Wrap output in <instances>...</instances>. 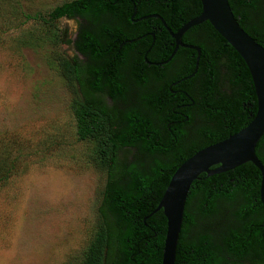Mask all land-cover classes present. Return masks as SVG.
Masks as SVG:
<instances>
[{
    "label": "trees",
    "instance_id": "trees-1",
    "mask_svg": "<svg viewBox=\"0 0 264 264\" xmlns=\"http://www.w3.org/2000/svg\"><path fill=\"white\" fill-rule=\"evenodd\" d=\"M133 8L135 16H151L132 23L129 17ZM188 12L187 0H64L47 10L32 12L24 11L19 0H0V31L33 21L38 25L36 33L31 35L27 30L33 43L41 33L50 43L69 42L55 22L59 18L79 22V33L73 40L77 55L58 58L56 66L78 89L70 104L75 140L88 144L87 159L104 171L105 179L97 224L76 264H161L165 219L160 209L153 210L170 174L185 158L162 156L171 145L159 138L150 115L136 102L120 104L124 90L116 75L124 70L121 43L135 37H142L147 45L153 40L159 47L167 46L163 57H168L173 39L166 27L175 31L193 16ZM123 19L129 27L123 28ZM209 29L214 40L225 42L210 25ZM259 39L255 41L264 47V37ZM181 40L188 41L185 35ZM201 48V55H215L208 47ZM231 52L244 64L232 48ZM100 74H106L107 79ZM51 144L30 145L13 136L0 139V183L22 171L29 157L44 161ZM223 173L209 180L200 173L191 182L174 264H264V205L257 188L251 185L256 171ZM229 178L248 186L242 188L239 199L237 192L227 188ZM217 215L222 216L214 221ZM221 242L226 248L218 257L213 248Z\"/></svg>",
    "mask_w": 264,
    "mask_h": 264
},
{
    "label": "rangeland",
    "instance_id": "rangeland-1",
    "mask_svg": "<svg viewBox=\"0 0 264 264\" xmlns=\"http://www.w3.org/2000/svg\"><path fill=\"white\" fill-rule=\"evenodd\" d=\"M62 1L19 0L28 12ZM72 21L56 20L69 40L56 44L42 33L31 42L33 21L0 31V139L52 143L51 156L29 157L22 171L0 183V264H76L98 221L105 174L87 159L88 144L75 140L70 104L78 89L56 66L58 58L77 55Z\"/></svg>",
    "mask_w": 264,
    "mask_h": 264
},
{
    "label": "flooded vegetation",
    "instance_id": "flooded-vegetation-1",
    "mask_svg": "<svg viewBox=\"0 0 264 264\" xmlns=\"http://www.w3.org/2000/svg\"><path fill=\"white\" fill-rule=\"evenodd\" d=\"M227 2L238 24L250 32L254 40L264 37L260 34L264 32V0ZM187 8L189 15H196L198 8L200 10L199 1L187 0ZM135 14L133 8L129 17L132 23L147 18ZM122 21L123 28L129 27L124 19ZM194 26L182 34L188 41H181L198 47L196 63L195 57L194 61L192 59L195 50L191 47L177 46L170 57L164 58L167 46L159 47L153 40L147 45L142 37H135L121 43L125 51L124 70L116 75L118 85L124 90L120 104L128 106L134 101L150 115L159 138L171 145L167 152L161 153L165 158L183 159L214 139L226 138L244 126L255 111L256 100L246 66L232 54L226 41L212 38L207 21ZM201 47H208L215 55H201L204 50ZM99 76L107 79L106 74ZM131 90L135 96L129 100ZM174 146L177 149H173ZM254 153L264 169V132L254 145ZM225 171H256L251 185L258 190L259 171L250 162ZM214 175L205 176V180ZM228 180L227 188L237 192L235 196L239 199L242 188L248 186L233 178ZM225 248L221 242L213 252L219 257Z\"/></svg>",
    "mask_w": 264,
    "mask_h": 264
},
{
    "label": "water",
    "instance_id": "water-1",
    "mask_svg": "<svg viewBox=\"0 0 264 264\" xmlns=\"http://www.w3.org/2000/svg\"><path fill=\"white\" fill-rule=\"evenodd\" d=\"M198 1L200 10L196 15L187 19L175 31L166 27L173 39V49L168 57L174 53L177 46L191 47L196 51V63L198 47L184 44L180 37L190 27L207 21L245 64L251 78L256 105L254 113L244 126L222 140L197 149L182 160L170 174L153 210L160 209L165 219L161 264H174L185 199L191 182L198 174H217L241 163L250 162L259 171L258 198L264 205V169L254 153V145L264 132V47L238 24L227 0ZM147 16L151 15L143 17ZM160 20L165 26L163 20Z\"/></svg>",
    "mask_w": 264,
    "mask_h": 264
},
{
    "label": "clouds",
    "instance_id": "clouds-1",
    "mask_svg": "<svg viewBox=\"0 0 264 264\" xmlns=\"http://www.w3.org/2000/svg\"><path fill=\"white\" fill-rule=\"evenodd\" d=\"M61 30L63 31L64 30V25L61 24ZM68 30L70 31V33L72 34L73 36V39L75 38L76 35H78L79 33V22L77 21H72L69 25V28Z\"/></svg>",
    "mask_w": 264,
    "mask_h": 264
}]
</instances>
